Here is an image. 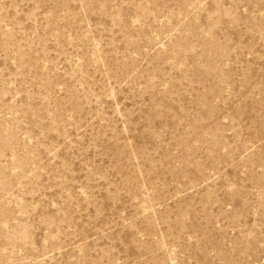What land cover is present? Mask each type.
Instances as JSON below:
<instances>
[{
	"label": "rangeland",
	"instance_id": "rangeland-1",
	"mask_svg": "<svg viewBox=\"0 0 264 264\" xmlns=\"http://www.w3.org/2000/svg\"><path fill=\"white\" fill-rule=\"evenodd\" d=\"M0 264H264V0H0Z\"/></svg>",
	"mask_w": 264,
	"mask_h": 264
}]
</instances>
